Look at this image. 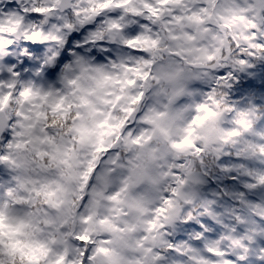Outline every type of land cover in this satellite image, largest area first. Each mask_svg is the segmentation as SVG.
Instances as JSON below:
<instances>
[{"label":"clouds","instance_id":"9594fccd","mask_svg":"<svg viewBox=\"0 0 264 264\" xmlns=\"http://www.w3.org/2000/svg\"><path fill=\"white\" fill-rule=\"evenodd\" d=\"M0 264H264V0H0Z\"/></svg>","mask_w":264,"mask_h":264}]
</instances>
